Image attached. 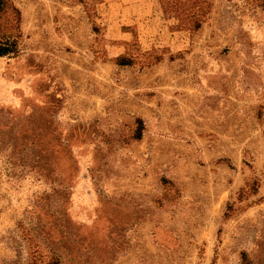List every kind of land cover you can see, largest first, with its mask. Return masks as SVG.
<instances>
[{
    "label": "rangeland",
    "instance_id": "1",
    "mask_svg": "<svg viewBox=\"0 0 264 264\" xmlns=\"http://www.w3.org/2000/svg\"><path fill=\"white\" fill-rule=\"evenodd\" d=\"M0 45V264H264V0H0Z\"/></svg>",
    "mask_w": 264,
    "mask_h": 264
},
{
    "label": "trees",
    "instance_id": "2",
    "mask_svg": "<svg viewBox=\"0 0 264 264\" xmlns=\"http://www.w3.org/2000/svg\"><path fill=\"white\" fill-rule=\"evenodd\" d=\"M11 52H12V49H10L9 47L4 46V45H0V57L7 56V55H9ZM128 62H129V61L125 60L124 58H119V59H118V63H119L120 65H127V64H129ZM139 136H140V135H139V132H138L137 138H140ZM241 259H242V264H252V262H251L250 260L247 259L245 253H242V257H241ZM55 264H57V263H55Z\"/></svg>",
    "mask_w": 264,
    "mask_h": 264
}]
</instances>
